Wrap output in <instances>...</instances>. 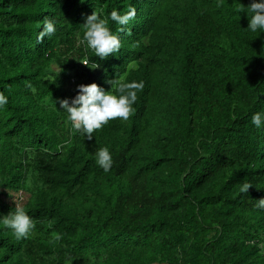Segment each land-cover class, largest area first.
<instances>
[{
  "label": "trees",
  "instance_id": "obj_1",
  "mask_svg": "<svg viewBox=\"0 0 264 264\" xmlns=\"http://www.w3.org/2000/svg\"><path fill=\"white\" fill-rule=\"evenodd\" d=\"M252 2L0 0V216L11 193L36 224L23 240L0 226V264H264V130L251 123L264 33L238 11ZM113 11L134 15L121 25ZM94 13L121 41L104 60L80 42ZM45 20L56 32L41 40ZM111 81L143 87L128 120L89 140L54 101Z\"/></svg>",
  "mask_w": 264,
  "mask_h": 264
},
{
  "label": "clouds",
  "instance_id": "obj_2",
  "mask_svg": "<svg viewBox=\"0 0 264 264\" xmlns=\"http://www.w3.org/2000/svg\"><path fill=\"white\" fill-rule=\"evenodd\" d=\"M236 3V2H235ZM238 11L246 12L249 17V26L251 32L264 33V0H253L248 7L239 8ZM134 13L121 16L117 12L111 13L110 19L117 24H125ZM85 31L80 41L90 50H93L95 55L101 60L107 59L110 55L118 53L121 49V41L114 34L108 23L98 17L95 13L87 17L85 22ZM56 32V27L53 22L45 20L43 28L39 34V39L45 36H51ZM90 66L86 61L82 62ZM96 69V65L90 66ZM111 90H105L96 83L81 84L78 86V94L71 99H61L54 101L60 105V110L67 113L68 121L71 128L77 132H82L87 139L93 138V133L103 128L109 121L120 119L126 121L134 112L133 105L137 100V91L142 89V84H128L115 88L114 81H111ZM119 94H113V91ZM35 92L36 89L32 88ZM8 103V99L3 94H0V108H3ZM43 104L48 105L49 99L45 97ZM251 123L257 129L264 130V112H256L251 117ZM97 165L109 172L113 166V156L108 148H99L95 153ZM249 183H244L240 187V192L248 193ZM11 198L15 201V211H11L7 215L0 216V226L11 231L16 240H23L30 237L36 228L33 218L16 203L12 194ZM257 207L264 209V199L258 200ZM59 239V237H56Z\"/></svg>",
  "mask_w": 264,
  "mask_h": 264
}]
</instances>
